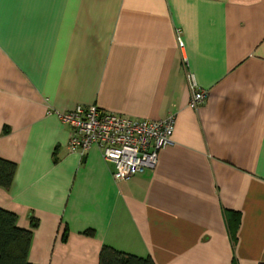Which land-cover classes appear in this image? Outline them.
Here are the masks:
<instances>
[{"label": "crops", "instance_id": "obj_1", "mask_svg": "<svg viewBox=\"0 0 264 264\" xmlns=\"http://www.w3.org/2000/svg\"><path fill=\"white\" fill-rule=\"evenodd\" d=\"M80 105L175 116L173 144L117 181L98 146L69 150L59 113ZM0 158L18 166L0 208L38 222L33 264H99L104 246L264 264V0H0Z\"/></svg>", "mask_w": 264, "mask_h": 264}, {"label": "built area", "instance_id": "obj_2", "mask_svg": "<svg viewBox=\"0 0 264 264\" xmlns=\"http://www.w3.org/2000/svg\"><path fill=\"white\" fill-rule=\"evenodd\" d=\"M179 45L184 42L179 36ZM188 80L193 90L190 106L197 109L208 97V91L198 88L194 75ZM63 123L70 126L69 150L85 155L98 146L103 157L115 165L113 176L124 181L133 175L157 166L160 153L173 144L175 116L161 120H135L103 110L97 106H77L59 113Z\"/></svg>", "mask_w": 264, "mask_h": 264}, {"label": "trees", "instance_id": "obj_3", "mask_svg": "<svg viewBox=\"0 0 264 264\" xmlns=\"http://www.w3.org/2000/svg\"><path fill=\"white\" fill-rule=\"evenodd\" d=\"M18 166L15 162L0 158V187L10 189L14 183ZM240 213L226 212V222L232 243L237 242ZM38 222L32 220V228L24 229L18 225L16 213L0 208V264H33L29 260L34 228ZM99 264H156L152 257H139L104 246ZM233 264H237L234 262Z\"/></svg>", "mask_w": 264, "mask_h": 264}]
</instances>
